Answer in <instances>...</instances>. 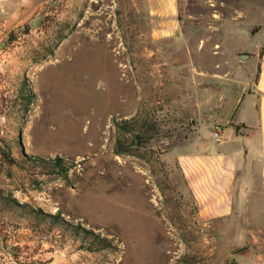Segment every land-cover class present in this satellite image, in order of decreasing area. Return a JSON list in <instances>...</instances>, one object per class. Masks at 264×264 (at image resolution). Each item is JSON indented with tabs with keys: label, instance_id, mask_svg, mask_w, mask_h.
<instances>
[{
	"label": "rangeland",
	"instance_id": "374dc122",
	"mask_svg": "<svg viewBox=\"0 0 264 264\" xmlns=\"http://www.w3.org/2000/svg\"><path fill=\"white\" fill-rule=\"evenodd\" d=\"M176 8L152 19L145 0H0V264H264V198L201 221L177 161L179 145L234 125L264 55V0ZM140 107L160 108L154 171L113 152V120ZM29 209L110 247L82 250Z\"/></svg>",
	"mask_w": 264,
	"mask_h": 264
},
{
	"label": "crops",
	"instance_id": "0c3cea01",
	"mask_svg": "<svg viewBox=\"0 0 264 264\" xmlns=\"http://www.w3.org/2000/svg\"><path fill=\"white\" fill-rule=\"evenodd\" d=\"M176 1L145 0L150 18H175ZM251 84L229 115L234 125L220 129L218 142L210 136L193 138L177 149L178 165L201 221L225 219L253 195V203L260 202L256 196L264 198V55ZM236 125L246 128L237 130Z\"/></svg>",
	"mask_w": 264,
	"mask_h": 264
},
{
	"label": "trees",
	"instance_id": "16d2710c",
	"mask_svg": "<svg viewBox=\"0 0 264 264\" xmlns=\"http://www.w3.org/2000/svg\"><path fill=\"white\" fill-rule=\"evenodd\" d=\"M55 45L58 43L63 36L56 32L54 34ZM54 45V46H55ZM51 51V50H50ZM20 92L22 94V109L23 112L28 108L31 102V96L29 91L25 87H21ZM160 108H139L136 113L127 119H114L113 126L115 129V138L113 145V152L117 155H131L142 161H144L152 171H154L155 166L159 164L161 151L152 145L153 140H155L160 135V120L158 118L157 112ZM236 129L246 128L244 125H236ZM18 144V142H17ZM20 153V163H27L31 161L32 165L35 167L50 169L52 172L56 173L58 176H65L69 170V166L63 163V160L59 157H55L53 160L43 161L39 158H30L25 156L22 151ZM5 154V152H3ZM162 186V184H160ZM5 206L11 207V204L17 207H26L24 204L19 205L11 198H5ZM38 216V221L45 222L43 219L49 218L48 224L50 226H55L61 232L62 236H67L73 241L78 242V247L82 250L89 252L100 251L105 248H109V243L105 238H101L98 234L93 233L91 230L82 228L81 226H72L66 223L60 216L59 213L54 215H44L41 211H33L29 209ZM37 221V222H38Z\"/></svg>",
	"mask_w": 264,
	"mask_h": 264
},
{
	"label": "built area",
	"instance_id": "2783aa9c",
	"mask_svg": "<svg viewBox=\"0 0 264 264\" xmlns=\"http://www.w3.org/2000/svg\"><path fill=\"white\" fill-rule=\"evenodd\" d=\"M211 139L214 142H218L221 139V130L219 128H216L214 131H212Z\"/></svg>",
	"mask_w": 264,
	"mask_h": 264
},
{
	"label": "water",
	"instance_id": "95a60500",
	"mask_svg": "<svg viewBox=\"0 0 264 264\" xmlns=\"http://www.w3.org/2000/svg\"><path fill=\"white\" fill-rule=\"evenodd\" d=\"M248 57H250V56H249V55H245V54H244V55H239V56H238L239 60H242V61L245 60V59L248 58Z\"/></svg>",
	"mask_w": 264,
	"mask_h": 264
}]
</instances>
